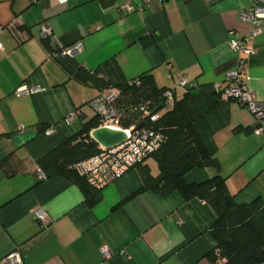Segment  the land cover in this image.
<instances>
[{"label":"crops","instance_id":"0c3cea01","mask_svg":"<svg viewBox=\"0 0 264 264\" xmlns=\"http://www.w3.org/2000/svg\"><path fill=\"white\" fill-rule=\"evenodd\" d=\"M115 1L0 0V264L15 250L22 264H212L216 214L206 202L178 192L126 201L142 185L135 167L106 183L90 209L73 183L41 173L38 161L96 115L91 101L101 91L92 75L111 87L148 76L158 90L182 77L175 99L188 96L184 118L218 164L185 181L220 177L235 204L264 203V134L254 133L245 108L218 96L235 56L228 33H250L244 15L253 0H169L142 10V0H131L137 9L123 17ZM43 24L54 45L40 39ZM77 43L81 52L59 55ZM248 47V87L264 106V31ZM21 85L39 91L17 98ZM143 164L157 175L152 158Z\"/></svg>","mask_w":264,"mask_h":264},{"label":"trees","instance_id":"16d2710c","mask_svg":"<svg viewBox=\"0 0 264 264\" xmlns=\"http://www.w3.org/2000/svg\"><path fill=\"white\" fill-rule=\"evenodd\" d=\"M88 79L100 91L111 87L96 80L94 75ZM138 79L141 82L140 88L131 86L128 82L114 87L119 91L117 107L124 114L123 128L133 124L135 127L140 126L136 122L137 112L132 111L138 103L149 101L155 108L162 103L165 90H158L151 77L142 76ZM187 98L185 95L181 100L175 99L172 108L166 109L153 124L155 130L161 134L162 142L154 153L133 167L139 169L142 185L126 201L143 192H152L162 198L178 192L186 201L200 199L216 214L211 230L216 245L207 255L212 264H264V203L235 204L220 177L202 183L185 181L186 175L194 170L218 168L217 162L202 146L193 126L184 118ZM98 127L100 121L95 115L82 125L75 136L38 161L44 177H62L77 186L84 197L85 205L90 209L101 200L103 186L108 182L100 177L90 178L83 175L77 166L102 152V148L90 138V132ZM148 158H152L158 167L156 176H152L149 167L143 164Z\"/></svg>","mask_w":264,"mask_h":264},{"label":"built area","instance_id":"2783aa9c","mask_svg":"<svg viewBox=\"0 0 264 264\" xmlns=\"http://www.w3.org/2000/svg\"><path fill=\"white\" fill-rule=\"evenodd\" d=\"M60 5H64L67 0H57ZM169 0H142L139 10L148 9L154 3H162ZM31 3L36 0H30ZM113 8L120 14L126 16L134 12L137 8L131 0H116ZM244 19L249 21L252 28L248 35L238 37L233 31H229V36L233 39L229 42V47L235 55L232 64L224 70L225 85L219 91V98L224 101H234L245 108L253 117L255 122L254 133L257 135L264 134V106L255 98L248 87L250 75L248 72L247 58L254 53V49L248 47V43L256 36L264 31V0H253L252 6ZM19 21V20H17ZM40 39L50 41L54 45L53 34L50 27L43 24L40 29ZM82 45L77 43L59 50V55L72 57L81 52ZM4 48L0 44V52ZM129 85L140 88V80L134 79L128 82ZM186 81L178 78V82L174 88L166 89L162 95V103L160 107L155 108L152 103H138L132 108L133 112H137L139 127L131 125L123 128L124 114L117 107L119 91L114 87L102 90L99 95L91 101L95 114L100 121V127H109L111 129L122 130L126 135V140L121 145L112 149H102L99 156L82 162L77 166L80 173L90 178L100 177V179L111 182L123 176L128 170L135 165L143 162L148 156L154 153L162 142L161 134L155 130L153 124L159 118V110L170 109L175 101L174 90L176 87H185ZM218 86L215 85V88ZM36 91L38 87H28L21 85L14 91L15 97L28 96ZM71 118L66 119L69 122ZM46 133H51V129H47ZM37 221L40 225H44L47 215L44 211L36 213ZM101 252L106 257L108 250L106 247L101 248ZM2 264H22L17 250L9 253L2 261Z\"/></svg>","mask_w":264,"mask_h":264},{"label":"water","instance_id":"95a60500","mask_svg":"<svg viewBox=\"0 0 264 264\" xmlns=\"http://www.w3.org/2000/svg\"><path fill=\"white\" fill-rule=\"evenodd\" d=\"M161 104L159 105V107ZM90 138L94 140L102 149H112L121 145L126 140V135L122 130L111 129L109 127H98L90 132Z\"/></svg>","mask_w":264,"mask_h":264},{"label":"rangeland","instance_id":"374dc122","mask_svg":"<svg viewBox=\"0 0 264 264\" xmlns=\"http://www.w3.org/2000/svg\"><path fill=\"white\" fill-rule=\"evenodd\" d=\"M164 112H165V109L161 108V109L159 110V113H158V114H159V116H160V115H163V114H164Z\"/></svg>","mask_w":264,"mask_h":264}]
</instances>
